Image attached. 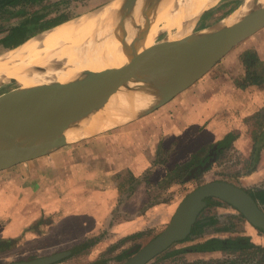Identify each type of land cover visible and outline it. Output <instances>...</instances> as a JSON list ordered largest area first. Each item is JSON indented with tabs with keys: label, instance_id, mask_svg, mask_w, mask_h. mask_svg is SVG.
I'll return each mask as SVG.
<instances>
[{
	"label": "crops",
	"instance_id": "crops-1",
	"mask_svg": "<svg viewBox=\"0 0 264 264\" xmlns=\"http://www.w3.org/2000/svg\"><path fill=\"white\" fill-rule=\"evenodd\" d=\"M234 3L238 0H218L212 8V12L217 11L216 15L210 17V13L203 12L191 32L220 25L230 12L241 6V3ZM227 5L229 9L222 15L219 9ZM247 52L255 53L259 63H264V28L238 44L214 66L221 70L213 67L190 88L155 110L138 115L151 103L147 98L114 100L108 110L88 126L91 134L49 154L1 170V239L19 237L34 228L41 231L44 238L49 237L61 245L77 240L67 234L69 224L79 228L78 239L103 231L118 238L129 236L134 230L133 219L114 221L121 203L117 199L119 195H115L114 179L110 177L121 172L136 178L141 176L151 166L156 146L164 137L168 139L166 132L176 126L177 136L185 135L193 127L189 120L193 115L196 117L193 137L205 139L204 143L196 145L194 153L203 145L214 144L228 133L237 131L236 127L228 126L225 111L218 113L214 102L235 100L234 92L245 90L246 87L241 88L240 84L245 76L242 56ZM248 87L264 89L254 85ZM215 89L221 91L222 98L209 96ZM131 102L136 105L117 111V106ZM194 140L190 139L191 142ZM140 192L145 193L144 190ZM130 195L125 194L123 200L139 199L137 194L136 198L134 193Z\"/></svg>",
	"mask_w": 264,
	"mask_h": 264
},
{
	"label": "water",
	"instance_id": "water-1",
	"mask_svg": "<svg viewBox=\"0 0 264 264\" xmlns=\"http://www.w3.org/2000/svg\"><path fill=\"white\" fill-rule=\"evenodd\" d=\"M124 2L130 7L134 5V0ZM254 2L236 24L227 27L220 24L174 40L164 39L146 52L138 64L123 60L105 70H87L63 82L53 80L23 86L1 95L0 171L91 134L88 126L94 124L114 100H151L138 114L142 116L184 92L233 48L264 28V3ZM140 10L144 11L143 24L136 14ZM140 10L132 7L127 15L133 17L130 21L133 30L143 36L153 23L147 13L158 9ZM209 199L227 204L253 229L264 234V211L259 203L242 188L225 181H213L189 193L165 230L143 248L132 250L131 257L122 264H148L174 244L185 241ZM72 254L73 251L68 250L9 264H56Z\"/></svg>",
	"mask_w": 264,
	"mask_h": 264
},
{
	"label": "rangeland",
	"instance_id": "rangeland-1",
	"mask_svg": "<svg viewBox=\"0 0 264 264\" xmlns=\"http://www.w3.org/2000/svg\"><path fill=\"white\" fill-rule=\"evenodd\" d=\"M113 1L115 0H45L38 6L26 9L30 13L37 10H40V13L48 12L47 19L65 16V19H67L65 22H67L100 9ZM254 1L257 4L262 3V0ZM244 2L245 0H238V3L234 4L238 5L241 3L242 6ZM182 4L186 6L185 2L178 0L177 4L173 6V10H170L168 14H172V11L180 10V7H184ZM252 5L254 6V4ZM228 6L219 9V12L223 15L229 9ZM161 7L153 13H147L150 19L158 18V22L156 23L158 33L156 34L155 43L164 39L169 40L177 36L181 37L182 35H186L195 29L194 24L203 12L210 13V17L215 16L217 12L214 13L212 12V8H209L201 12L194 19H188V16L185 14L182 18L180 17L181 22L174 23L170 25L169 29H165L163 26L166 24L168 16L160 18L162 13ZM250 7L246 9L245 13ZM16 10L14 9L13 11L15 12ZM140 11L136 14L139 15L138 21L143 24L144 16L142 13L144 11ZM182 13L183 10L180 14ZM17 21L18 19H15L12 22L17 23ZM220 24L223 25V22ZM33 32H37V29ZM14 49L7 50L0 45V56ZM214 70L218 71L221 68L216 67ZM257 70L263 75L264 63H260L257 66ZM221 78L219 79L222 80ZM20 87L16 81L8 82L0 88V96ZM220 93L221 91L215 89L210 91L209 96H217ZM234 93L233 99L235 100H215L214 103H217L215 107H217L218 113L222 114L225 111L223 114L226 118L228 117V126L237 128V131H233V133L237 134V139L233 142L234 144L232 143L233 145H231L230 149L215 159L207 171L198 174L196 166L190 167L187 170L181 168L192 161L191 157L195 153H198V158L201 159L209 150L206 146L210 143L202 146L203 151L198 152L201 147L195 153L193 152L197 148L196 145H199L200 142H205V139L201 136L198 138L193 137L196 133L195 121H193L196 117L193 115L189 118L192 121L193 127H190L185 135L177 136L176 126H173V130L170 129L166 132L165 135H167L166 137L168 139L164 137L158 146H156L151 166L141 176L134 177L135 179H133L131 174L121 172L110 177L114 179L113 184H116L114 186L115 195H119L117 199L119 200V204L121 203L119 210H116L114 221L119 223L122 220L132 218L134 230L129 236L118 238L108 235L107 231H103L95 236L78 239L79 228L75 224H69L68 228L70 230L67 234L70 238H76L77 240L58 245L57 241L49 237L44 238L45 235L41 234V231H36L34 228H31L19 237L4 239H17V242L12 245L11 249L0 251V264L30 261L36 258L50 256L55 253L72 250L85 242L88 244L86 249L56 264H122L131 257L132 250L143 248L165 230L180 202L197 187L213 181H225L246 191L264 189V143L259 151L258 162L254 170H251V153L253 146L256 147L255 138L264 132V89H252L247 86L245 90ZM220 98H222V95L217 97V99ZM192 138L195 140L191 142L190 139ZM141 190H144V195L140 192ZM127 193L129 196H131V193H134L135 196L133 197L136 198L138 195L139 199L131 200L125 197L127 200H123L124 195ZM261 208L264 211V206H261ZM212 217H215L220 224L231 222L235 225V230L238 231L236 233H226L221 236H246L251 239L253 244L264 249V234L253 229L228 205L223 204L221 206L208 207L202 211L198 219L204 220ZM89 226L90 224L88 223L87 227ZM216 227H221V225ZM216 227H210L209 231L214 230ZM0 240H2L1 230ZM181 247L182 245L174 244L148 264H183L186 261H208L223 258L221 254L186 255L183 258L165 257L169 252ZM261 256L259 254L246 259L249 264H264V261L262 263L260 261ZM161 258L163 261H160Z\"/></svg>",
	"mask_w": 264,
	"mask_h": 264
},
{
	"label": "bare ground",
	"instance_id": "bare-ground-1",
	"mask_svg": "<svg viewBox=\"0 0 264 264\" xmlns=\"http://www.w3.org/2000/svg\"><path fill=\"white\" fill-rule=\"evenodd\" d=\"M177 2L134 0L132 7L137 11L142 8L155 10L162 6L160 18L168 16L163 27L169 29L170 25L181 22L183 15L194 19L201 12L213 8L218 0H182L186 6L182 4L184 7L180 10L168 14ZM253 2L245 0L241 7L223 20V25L236 24ZM132 7L125 5L124 0H115L100 9L32 35L19 47L0 56V88L11 81H16L21 87L53 80L63 82L80 72L105 70L123 60L138 64L146 52L157 46L154 41L158 33V18L152 19L156 20L153 21L155 23L142 36L139 31L133 30L130 22L133 17L127 15ZM135 105L131 102L116 109H130Z\"/></svg>",
	"mask_w": 264,
	"mask_h": 264
},
{
	"label": "trees",
	"instance_id": "trees-1",
	"mask_svg": "<svg viewBox=\"0 0 264 264\" xmlns=\"http://www.w3.org/2000/svg\"><path fill=\"white\" fill-rule=\"evenodd\" d=\"M43 1L45 0H0L1 47L7 50L16 48L28 40L32 35L53 28L67 20L65 19V16L47 19L46 17L48 16V12L40 13V10L33 11L31 13L27 11L26 8L38 6ZM14 9L17 10L14 12ZM15 19H18L17 23L12 22ZM35 29H37V32H33ZM242 63L245 67V76L240 84V87L245 88L247 86L254 85L258 88H264V74L261 75V73L257 70V66H259L260 63L255 53H245L242 56ZM236 139L237 134L228 133L216 143L207 145L206 148L209 150L201 159L198 158V153H195L191 157L192 161L185 164L181 168L187 170L190 167L196 166L198 174L207 171L216 158L230 149L232 143ZM255 142L256 147L253 146L251 153V170H254L255 165L258 162L259 151L264 143V132L255 138ZM202 149L203 147L198 152L203 151ZM133 179L135 178L133 177ZM247 192L255 201L259 203L260 206H264V189H255ZM223 204L224 203L220 201L209 199L206 208L221 206ZM239 217L243 219L241 215H239ZM218 225H221V227H216ZM210 227L216 228L209 231ZM236 232L238 231L235 230V225L231 222L220 224L215 217L204 220L198 219L191 229L190 236H188L185 241L175 244L182 245V247L169 252L165 255V257L183 258L186 255L221 254L223 256L222 259L208 261L196 260L192 262L186 261L183 262V264H249L246 258L255 257L256 255L261 254L262 256L260 261L262 263L264 261V249L253 244L249 237L242 235L234 237L221 236L226 233ZM16 242L17 239L0 240V251L2 252L11 249L12 245ZM87 247V242L76 246L72 249V255L77 254ZM160 261H163L162 258Z\"/></svg>",
	"mask_w": 264,
	"mask_h": 264
}]
</instances>
